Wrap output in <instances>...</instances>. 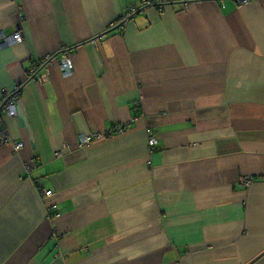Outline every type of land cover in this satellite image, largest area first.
Masks as SVG:
<instances>
[{"label":"crops","instance_id":"obj_1","mask_svg":"<svg viewBox=\"0 0 264 264\" xmlns=\"http://www.w3.org/2000/svg\"><path fill=\"white\" fill-rule=\"evenodd\" d=\"M141 1L0 0V264H264V0Z\"/></svg>","mask_w":264,"mask_h":264},{"label":"built area","instance_id":"obj_2","mask_svg":"<svg viewBox=\"0 0 264 264\" xmlns=\"http://www.w3.org/2000/svg\"><path fill=\"white\" fill-rule=\"evenodd\" d=\"M240 4H246L250 2L251 0H237ZM165 2H153L152 0H142L141 4L139 6L131 5L126 8L125 13L122 16V21L129 19L132 17L137 11L145 10L147 7H151L155 5L159 9L163 8ZM23 38L22 32L20 30H15L9 33L0 32V47H9L12 45H15L19 43ZM56 60L58 63V67L62 75L68 76L72 75L74 73L73 65H72V59L71 54L69 50L62 49L54 54L47 55L39 61L37 64H33L30 69V73L28 75V79H31L34 75H38V79L42 80V74H39V69L42 68V66H46L49 61ZM20 86H16L15 89H13L10 92H6L2 99L0 100V122H1V116L3 114L5 115H15L17 113V106H16V99L18 97V90H20ZM153 130L151 128H147L148 133V145L149 147H154L156 144V136L152 132ZM92 135L82 133L79 135L78 142L80 144L88 143L92 140ZM5 142H11L13 145L14 151H17L22 143L11 139L9 135H7L6 131L0 124V144H3ZM57 155L61 154V152H57ZM245 184H248L249 180L247 178L243 179ZM52 190L47 189L43 193H39L41 195V198L51 197ZM46 211H47V217L50 219H55L60 216V212L58 210L57 204L55 201H48L46 203Z\"/></svg>","mask_w":264,"mask_h":264},{"label":"rangeland","instance_id":"obj_3","mask_svg":"<svg viewBox=\"0 0 264 264\" xmlns=\"http://www.w3.org/2000/svg\"><path fill=\"white\" fill-rule=\"evenodd\" d=\"M34 64H37V61Z\"/></svg>","mask_w":264,"mask_h":264}]
</instances>
